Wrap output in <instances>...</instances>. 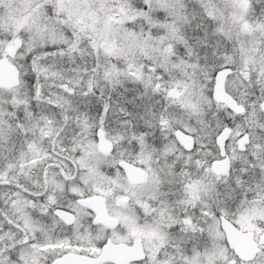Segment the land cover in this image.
I'll return each instance as SVG.
<instances>
[{
	"label": "snow or ice",
	"instance_id": "obj_1",
	"mask_svg": "<svg viewBox=\"0 0 264 264\" xmlns=\"http://www.w3.org/2000/svg\"><path fill=\"white\" fill-rule=\"evenodd\" d=\"M0 264H264V0H0Z\"/></svg>",
	"mask_w": 264,
	"mask_h": 264
}]
</instances>
